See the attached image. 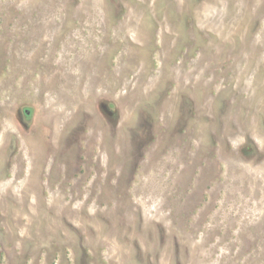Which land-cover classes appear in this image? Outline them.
Returning a JSON list of instances; mask_svg holds the SVG:
<instances>
[{
	"label": "rangeland",
	"instance_id": "1",
	"mask_svg": "<svg viewBox=\"0 0 264 264\" xmlns=\"http://www.w3.org/2000/svg\"><path fill=\"white\" fill-rule=\"evenodd\" d=\"M0 264H264V0H0Z\"/></svg>",
	"mask_w": 264,
	"mask_h": 264
}]
</instances>
